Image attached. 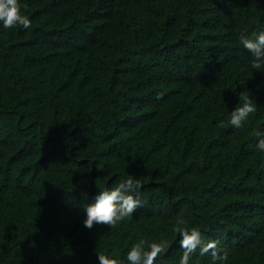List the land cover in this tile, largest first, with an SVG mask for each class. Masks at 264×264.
<instances>
[{"label": "trees", "instance_id": "obj_1", "mask_svg": "<svg viewBox=\"0 0 264 264\" xmlns=\"http://www.w3.org/2000/svg\"><path fill=\"white\" fill-rule=\"evenodd\" d=\"M18 2L31 26L0 22V264H128L141 239L179 264L186 227L224 264H264V68L239 42L264 30V0ZM247 91L257 110L235 128ZM127 175L140 206L85 228Z\"/></svg>", "mask_w": 264, "mask_h": 264}, {"label": "clouds", "instance_id": "obj_2", "mask_svg": "<svg viewBox=\"0 0 264 264\" xmlns=\"http://www.w3.org/2000/svg\"><path fill=\"white\" fill-rule=\"evenodd\" d=\"M0 22L5 29L16 26L28 29L31 26V20L22 14L18 0H0ZM239 42L254 57L251 67L264 68V30L254 31L251 34L241 33ZM239 100L242 104L235 107L229 114L228 123L235 128H241L249 115L257 110V105L248 91L241 92ZM256 135L259 137L256 148L264 152V132H257ZM141 188L140 180L131 175H127L126 179L117 182L114 186H106L94 197L95 202L85 207L86 216L82 222L83 226L87 229H92L96 225L114 227L117 223L129 218L140 206ZM180 223L186 222L181 220ZM177 234L178 243L182 249L179 264H190L194 257H203L206 254L211 256L213 264L217 261L224 264L226 253L221 254L219 242L206 240L197 227L177 229ZM168 248L169 244L166 240L148 242L141 239L130 248L126 259L128 264H155L158 257L162 258L167 253ZM96 257L99 264H124L120 259L108 254L97 253Z\"/></svg>", "mask_w": 264, "mask_h": 264}]
</instances>
